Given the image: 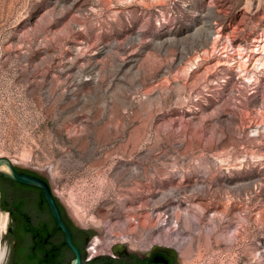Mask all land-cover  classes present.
<instances>
[{"label": "rangeland", "instance_id": "rangeland-1", "mask_svg": "<svg viewBox=\"0 0 264 264\" xmlns=\"http://www.w3.org/2000/svg\"><path fill=\"white\" fill-rule=\"evenodd\" d=\"M263 43L264 0H0V157L103 250L264 264Z\"/></svg>", "mask_w": 264, "mask_h": 264}, {"label": "flooded vegetation", "instance_id": "flooded-vegetation-1", "mask_svg": "<svg viewBox=\"0 0 264 264\" xmlns=\"http://www.w3.org/2000/svg\"><path fill=\"white\" fill-rule=\"evenodd\" d=\"M14 168L47 183L59 219L79 253L80 264H176L177 251L167 246L155 245L143 254L119 243L103 250L100 243L93 242L95 230L81 225L72 216L46 175L16 165ZM0 206L6 214L0 233L3 248L0 264H68L75 257L66 242L67 233L59 227L43 189L0 175Z\"/></svg>", "mask_w": 264, "mask_h": 264}, {"label": "water", "instance_id": "water-1", "mask_svg": "<svg viewBox=\"0 0 264 264\" xmlns=\"http://www.w3.org/2000/svg\"><path fill=\"white\" fill-rule=\"evenodd\" d=\"M0 175L6 177L8 179H11L17 183H21V184L32 186V187L41 188L44 190L45 197H46V199H47V201H48V203H49V205L53 211V214L56 217V220H57L59 227L62 228L63 230H65L67 233L66 242L73 248V250L75 252V257L68 264H80L79 253H78L77 249L73 245H71L68 230L59 219L58 211H57V208H56V206L53 202V199L50 195V191H49L47 183L38 177L29 175V174H26L23 172H16L13 162L7 157H0ZM155 260H161V259L155 258Z\"/></svg>", "mask_w": 264, "mask_h": 264}, {"label": "bare ground", "instance_id": "bare-ground-1", "mask_svg": "<svg viewBox=\"0 0 264 264\" xmlns=\"http://www.w3.org/2000/svg\"><path fill=\"white\" fill-rule=\"evenodd\" d=\"M262 51H264V43L260 45V47L258 48V52L261 53ZM1 226H2V217H1V213H0V232H1ZM2 255V252L0 250V257Z\"/></svg>", "mask_w": 264, "mask_h": 264}, {"label": "trees", "instance_id": "trees-1", "mask_svg": "<svg viewBox=\"0 0 264 264\" xmlns=\"http://www.w3.org/2000/svg\"><path fill=\"white\" fill-rule=\"evenodd\" d=\"M1 207V206H0Z\"/></svg>", "mask_w": 264, "mask_h": 264}]
</instances>
